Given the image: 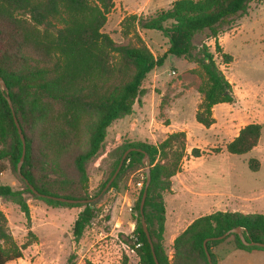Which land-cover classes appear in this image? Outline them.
I'll list each match as a JSON object with an SVG mask.
<instances>
[{
    "label": "trees",
    "instance_id": "1",
    "mask_svg": "<svg viewBox=\"0 0 264 264\" xmlns=\"http://www.w3.org/2000/svg\"><path fill=\"white\" fill-rule=\"evenodd\" d=\"M253 1L176 0L168 10L151 18L130 14L123 19L121 27L124 36H131L133 41L122 45L103 32L115 9V0H0V77L6 84L5 91L0 87V177L9 167L23 185L14 189L0 184V199L17 205L28 222L31 221L29 197L53 208L83 207L72 228L79 241L97 218V201L72 205L47 197L90 200L89 165L102 154L109 128L133 114L136 102L140 103L146 94L143 82L170 55L199 66L203 77L199 92L203 100L195 118L198 124L211 128L215 124L213 109L220 104H232L235 97L214 54L206 44L198 48L195 39L208 33L224 63L231 64L233 57L223 52L218 37L231 21L247 15ZM139 30L160 32L169 44L165 55L156 57ZM7 96L26 142L21 174L18 166L23 157V142ZM261 134L260 124H249L226 150L232 155L248 154L258 146ZM130 149L135 150L128 154L108 190L118 189L122 178L129 173L145 170L143 159L145 155L148 157L151 183L144 217L159 264H210L206 241L212 264H218L216 250L222 245L248 253L264 251L261 247L244 245L237 234L218 240L240 228L249 244H264L263 214L216 212L197 218L174 240L170 259L163 246L164 194L172 192V179L182 172L187 157V135L174 132L158 145L137 142L117 147L109 154L114 160L113 171L103 189ZM219 152L215 149V153ZM203 154L196 148L191 156L200 158ZM249 166L255 172L260 167L257 159H251ZM49 175L56 177L53 184L46 179ZM145 185L146 181L136 202L137 238L133 248L140 264H156L140 213ZM30 186L45 197L35 195ZM0 242L7 245L0 248V264L23 258V250L30 246L15 242L1 208ZM136 244L141 246L136 248ZM121 264H129L126 255Z\"/></svg>",
    "mask_w": 264,
    "mask_h": 264
},
{
    "label": "rangeland",
    "instance_id": "2",
    "mask_svg": "<svg viewBox=\"0 0 264 264\" xmlns=\"http://www.w3.org/2000/svg\"><path fill=\"white\" fill-rule=\"evenodd\" d=\"M174 1L115 0V9L103 32L118 44H128L133 38L125 37L121 27L126 16L151 18L168 10ZM139 34L156 57L165 55L169 44L160 32L139 30ZM218 41L223 52L233 57L231 64L224 63L221 54L216 52L215 40L208 38V33L195 39L198 48L206 44L214 54L235 97L232 104H220L213 109L215 124L211 128L198 124L195 118L203 100L199 92L203 81L199 66L170 55L162 67L147 76L142 84L146 94L140 103L136 102L133 114L112 124L102 154L89 165L88 197L93 199L111 177L114 160L109 154L114 149L125 143L158 145L171 133H186L188 156L183 170L172 179V192L164 194L163 246L170 259L174 254L173 245L169 246L172 226L182 214L178 232L183 233L200 217L199 213L207 210L202 203L228 197L232 201L234 197L238 205L232 207L237 212L264 215V2L254 0L247 15L234 19L222 29ZM249 124L262 126L258 146L245 155L229 154L226 146ZM196 148L204 153L200 158L191 156ZM215 149L221 152L215 153ZM251 159L259 162L256 172L250 169ZM46 179L52 184L56 181L54 175ZM145 181L146 173L142 169L124 176L118 189L106 191L95 203L97 218L79 241L72 228L83 207L53 208L29 197L31 221L28 222L17 205L0 199L10 235L19 246L30 243L23 250V258L7 264H86L87 261L121 264L124 255L129 264H140L133 245L137 238L134 234L138 217L136 202ZM0 184L14 189L23 187L9 167L1 175ZM0 248L7 245L0 242ZM216 255L218 264H264V251L248 253L222 245Z\"/></svg>",
    "mask_w": 264,
    "mask_h": 264
},
{
    "label": "water",
    "instance_id": "3",
    "mask_svg": "<svg viewBox=\"0 0 264 264\" xmlns=\"http://www.w3.org/2000/svg\"><path fill=\"white\" fill-rule=\"evenodd\" d=\"M0 87L5 91L6 90V84L4 82V80L0 77ZM7 100L9 102V105L13 111V115H14V119H15V123H16V126L18 128V131H19V134H20V137L22 139V142H23V157L20 161V164L18 166V173L21 174V169H22V165H23V162H24V158H25V155H26V142H25V137L22 133V130L20 128V125H19V122L16 118V115H15V112H14V108H13V104L9 98V96H7ZM135 149H130L128 150L121 162H120V165L117 169V171L115 172V174L113 175V177L111 178V180L107 183L106 187L103 189L102 193L94 198V199H90V200H68V199H64V198H56V197H47V198H50V199H53L55 201H59L61 203H67V204H72V205H75V204H91V203H94L96 201H98L102 195L104 193H106V191H108V189L111 187L112 183L115 181V179L117 178V176L119 175L122 167H123V164H124V161L126 160L128 154L131 152V151H134ZM143 164L145 165L146 169V175H147V180H146V185H145V190H144V193H143V197H142V200H141V204H140V213L142 215V227H143V231L145 232L146 236H147V239H148V242L150 244V247L152 249V252L154 254V258H155V262L156 264H159L156 256H155V253H154V244H153V241H152V238H151V235L149 233V230H148V226L146 224V221H145V217H144V207H145V202H146V198H147V194H148V188L150 186V183H151V162L150 160L148 159V157L145 155L144 159H143ZM31 190L33 191V193L35 195H38V196H41L32 186H30ZM41 197H45V196H41ZM231 234H237L240 236V239L242 240L243 244L248 246V245H251V246H257V247H261V248H264V244H261V243H248L243 234H242V230L240 228H236L228 233H226L225 235H223L222 237H219L218 240H223V239H226L227 237H229ZM206 244H207V241L205 242L204 246H205V250L207 252V256H208V260H209V263L212 264V260H211V257H210V254L208 253L207 251V248H206Z\"/></svg>",
    "mask_w": 264,
    "mask_h": 264
},
{
    "label": "crops",
    "instance_id": "4",
    "mask_svg": "<svg viewBox=\"0 0 264 264\" xmlns=\"http://www.w3.org/2000/svg\"><path fill=\"white\" fill-rule=\"evenodd\" d=\"M122 121L123 120H119V121L115 122V124L118 123V122H122ZM187 156H188V153H187ZM183 166H184V163H183ZM182 170H183V167H182ZM180 185H181V183H180ZM173 191H174V189H173ZM232 198H233L232 201H229L230 199L228 197V199L227 198L226 199H216V200H213V201H211L209 203H202L201 205L206 207L207 210L205 212L199 213L200 217L207 216V215H210V214H213V213H216V212H237V211H239V210L235 209V207L238 205L237 204L238 202H235L236 199H234V197H232ZM224 200H228V202L227 201L225 202ZM232 205H234V206L236 205V206L232 207ZM181 217H182V214L181 215L179 214V218L180 219L176 220L174 225L172 226L173 227L172 228L173 232H172V234L170 236L169 246L173 245L174 240L179 236V232L178 231L180 230L181 223H182V220H181L182 218ZM219 264H220V262H219Z\"/></svg>",
    "mask_w": 264,
    "mask_h": 264
},
{
    "label": "built area",
    "instance_id": "5",
    "mask_svg": "<svg viewBox=\"0 0 264 264\" xmlns=\"http://www.w3.org/2000/svg\"><path fill=\"white\" fill-rule=\"evenodd\" d=\"M141 246V244H136L135 247L136 248H139Z\"/></svg>",
    "mask_w": 264,
    "mask_h": 264
}]
</instances>
